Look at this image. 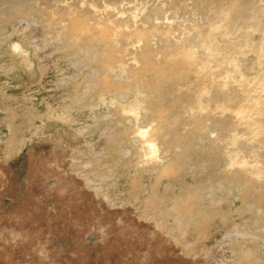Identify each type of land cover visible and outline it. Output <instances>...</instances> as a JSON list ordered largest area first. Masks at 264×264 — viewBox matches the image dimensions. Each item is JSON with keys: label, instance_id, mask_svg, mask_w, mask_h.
Masks as SVG:
<instances>
[{"label": "rangeland", "instance_id": "1", "mask_svg": "<svg viewBox=\"0 0 264 264\" xmlns=\"http://www.w3.org/2000/svg\"><path fill=\"white\" fill-rule=\"evenodd\" d=\"M45 1L0 0V264H264V179L238 173L264 133L235 131L219 109L256 101V29L245 42L217 35L237 21L214 24L209 0ZM86 2L91 28L108 24L107 37L70 32L58 15ZM256 5L264 11L256 0L245 11ZM168 42L208 63L184 67L179 90L136 68L161 61ZM168 163L175 176L161 171ZM183 192L194 198L178 213Z\"/></svg>", "mask_w": 264, "mask_h": 264}, {"label": "bare ground", "instance_id": "2", "mask_svg": "<svg viewBox=\"0 0 264 264\" xmlns=\"http://www.w3.org/2000/svg\"><path fill=\"white\" fill-rule=\"evenodd\" d=\"M77 0H73L72 2H75ZM189 1V0H188ZM204 1V0H203ZM209 1H213L217 3L216 5V9L214 10V17L217 18L218 20L214 23V24H219V25H222L223 23L222 22H225L224 20H227V19H231V20H236L237 23L234 24L232 27L233 29H239L240 31L242 32H234L236 30H231L232 27L230 25H227L229 23H227L226 25L230 28L227 27V29H224L223 27H217L219 30V33L217 35L221 36V37H224V38H227L229 35H236V33H239L237 34L236 36H240L241 38L248 32H250L251 29H256V43L254 44V49L256 50V101H253L252 103H249V104H227V103H222L220 106H219V109H222L224 111V115H225V119L226 120H233L235 119L236 120V124L234 125V129L235 131L237 132H240V133H250V134H257L259 132H262L264 133V93H261V92H264L263 89H264V29H262V25H261V18L262 16H264V11L261 10L260 7H257V5L255 6L254 9H252L251 11H248L247 12L245 11L247 7H249L250 3H253L255 0H209ZM46 6L47 5H50V4H53L55 2V0H46ZM78 2V1H77ZM95 2L100 3L101 4V0H95ZM168 2V1H167ZM185 2V1H184ZM171 2H169L170 4ZM182 3V2H181ZM189 3V2H188ZM160 4V3H159ZM168 4V3H166ZM168 4V5H169ZM184 4V3H183ZM187 4V2L184 4V6ZM191 4V3H190ZM256 4H264V0H256ZM19 5V4H18ZM89 3L86 2L85 3V6L86 7H83L82 10H78L77 12H71L70 10V7H64V8H60L57 10L59 12V16L60 17H63L65 22H66V25H67V29L68 31L70 32H73L77 29H92L91 27V24L89 23L88 21V17L86 15V11L87 10H90L91 6H88ZM192 5V4H191ZM162 6V5H161ZM172 7V5H170ZM22 7V6H21ZM20 7V8H21ZM166 7V5H165ZM208 7V6H207ZM214 7V6H213ZM158 8V7H157ZM170 7H168L169 9ZM173 8H175L173 6ZM183 8V6L181 7ZM1 9V8H0ZM160 9V8H159ZM165 11V8H163ZM176 9V8H175ZM258 9H260L259 11H257ZM161 10V9H160ZM172 10V9H170ZM174 10V9H173ZM172 10V11H173ZM198 10V8H197ZM178 11V10H177ZM115 13V12H114ZM170 13V12H169ZM127 16V15H126ZM247 16V21H244L242 20V22H238V20L242 17H246ZM2 17V16H1ZM18 17V16H16ZM123 17V16H122ZM12 18V17H11ZM7 19V18H6ZM125 19V18H124ZM256 19V22H254ZM9 21V20H8ZM20 21V20H19ZM3 22V21H2ZM164 22V21H163ZM201 22V21H200ZM229 22V21H228ZM245 22L247 25H249V23L251 24L252 23V27H248V29H245V30H242L241 28V24L244 23L245 25ZM1 23V22H0ZM169 23V22H168ZM171 23V22H170ZM213 23V22H212ZM234 23V21H233ZM163 24V23H162ZM210 24V23H209ZM131 25V24H130ZM129 25V26H130ZM144 25V24H143ZM225 25V26H226ZM132 26V25H131ZM148 26V25H147ZM155 26V25H154ZM160 26V25H159ZM168 26V25H166ZM165 26V28H166ZM170 26V24H169ZM224 26V24H223ZM136 27V26H135ZM145 27V26H144ZM156 27V26H155ZM152 26V28H155ZM170 27H173V26H170ZM206 27V26H205ZM246 27V28H247ZM96 29H92L93 31H97L102 37H107L110 33V27L108 24L106 23H102L101 25H99V27H94ZM137 28V27H136ZM164 28V27H163ZM140 29L142 30V28L140 27ZM174 29V28H173ZM158 31L160 30L159 28L157 29ZM139 31V30H138ZM144 30H142L143 32ZM198 31V30H196ZM153 32V31H151ZM203 32V31H202ZM201 32V33H202ZM241 33V34H240ZM207 35H210V34H207ZM213 35V34H212ZM248 35H250L248 33ZM211 37V36H210ZM158 38V37H157ZM214 38V37H212ZM232 38V37H231ZM230 38V40H231ZM235 38V37H234ZM244 39H239L241 40L240 42H242L244 40L245 42V37H243ZM222 39V38H221ZM140 40V39H139ZM217 40V38H216ZM219 40H220V37H219ZM217 40V41H219ZM227 41V39H224ZM233 40V38H232ZM235 40H237V38L234 39V41H231L233 42V45H237L238 42H235ZM79 41V40H78ZM81 41V40H80ZM138 41V40H137ZM161 42V41H160ZM178 42V41H177ZM200 42H201V39H200ZM209 42V41H208ZM213 42V41H212ZM223 42V40H222ZM243 42V43H244ZM116 43V42H115ZM215 43V41L213 42ZM212 43V44H213ZM218 43V42H216ZM220 43V42H219ZM243 43H241L243 45ZM162 44V42H161ZM205 44V43H204ZM211 44V42H210ZM211 44V45H212ZM228 44V42H227ZM136 45V44H135ZM203 45V44H202ZM219 46L218 47H215L216 49L220 47V49L223 51V52H227L229 54V51L231 52L232 49L229 51H226L228 47L226 45V47L224 45L221 44H218ZM230 45L232 44H229V47H231ZM232 45V47H233ZM81 46V45H80ZM205 46V45H204ZM224 46V47H223ZM239 45H237V47H239ZM136 48V47H135ZM209 49V48H208ZM214 49V47H213ZM238 49V48H237ZM143 50V49H142ZM207 50V49H206ZM236 50V49H235ZM147 51V50H146ZM144 50V54L146 52ZM164 54L165 56L163 57V59L161 61H155L154 58L152 57H147L144 61H142L139 65H137L138 69H142L148 73H151L153 75H158L160 78H171V79H174L175 81V85L174 87L176 89L179 90V84H180V78H181V75H183V68L186 67V66H196L199 71L201 73L205 72L207 69H208V63H197L196 60H195V53L194 52H190L184 48H178V47H175L174 44L172 43H169L168 42V45L165 46V49H164ZM213 51V50H212ZM239 51V50H238ZM204 52V51H202ZM216 52V51H215ZM237 52V51H235ZM243 52V51H242ZM142 53V54H143ZM211 53L210 52V56H211ZM233 52H231L230 54H232ZM240 53V52H239ZM143 54V55H144ZM209 54V53H208ZM214 54V53H213ZM225 54V53H224ZM227 55V56H231V55ZM237 54V53H236ZM112 55H114L113 53L110 55H107L106 58L109 59L112 57ZM217 55H218V52H217ZM214 56V55H213ZM222 56V55H221ZM224 56V55H223ZM227 56H225L224 58H228ZM233 56V54H232ZM235 56V54H234ZM236 56H239V55H236ZM246 56V55H245ZM248 57V56H247ZM121 58V57H120ZM218 58V56H217ZM219 58H220V55H219ZM129 59V58H128ZM223 59V58H222ZM221 59V60H222ZM106 60V59H105ZM216 60V59H215ZM219 60V59H218ZM220 60V61H221ZM223 60H226V59H223ZM221 61L224 63V61ZM229 62V59H227ZM220 62V64H221ZM131 63V62H130ZM245 63V61H244ZM189 64V65H188ZM219 64V63H218ZM238 62L235 58V60H233V62H231V65L233 66H237ZM222 65V64H221ZM226 65V63L224 64ZM119 66V65H118ZM135 66V65H134ZM251 66V65H250ZM122 67V66H121ZM222 67V66H221ZM135 68V69H136ZM130 69V67H129ZM231 69V68H230ZM219 72V71H218ZM217 72V74H218ZM234 72V71H233ZM236 72V71H235ZM240 72V71H239ZM225 73L226 75H228V77H230L229 79H236L237 80H241V79H245L243 76L244 74H238L236 73L237 75H234L233 73ZM255 74V73H254ZM246 75V74H245ZM114 76V75H113ZM220 76V75H219ZM217 76V77H219ZM250 76V75H249ZM252 76V75H251ZM250 76V77H251ZM212 77V76H211ZM215 77V78H217ZM225 77V76H223ZM249 78V77H248ZM250 79V78H249ZM252 79V77H251ZM108 81V80H107ZM106 81V83H108ZM159 81V80H158ZM223 81V80H222ZM118 82V81H117ZM216 82V81H215ZM219 82V81H217ZM236 83V82H235ZM253 83V82H252ZM250 83V84H252ZM216 84V83H215ZM220 84H223V83H220ZM240 84V83H239ZM162 92V91H161ZM160 92V88L158 87L157 85V88H156V93L154 96V99L153 100V105H154V110L157 111V114L160 118H164L169 112H170V107L169 106H166L164 104V100L162 101V93ZM171 96V95H170ZM173 96V95H172ZM164 97V96H163ZM153 98V97H152ZM169 98V97H167ZM193 99V93L189 92V94L187 95V97L185 98L186 102H188V104H190V100ZM197 99V98H195ZM184 100V101H185ZM219 104H213V107H215V109L217 108ZM172 113V112H170ZM170 116H172L170 114ZM254 116H256V119H254ZM167 117V116H166ZM177 123V122H176ZM175 126V125H174ZM178 126V125H177ZM158 129V128H157ZM157 129H155L154 133L156 134L157 132ZM179 129V128H177ZM159 130V129H158ZM151 135V134H150ZM153 136V135H152ZM154 137V136H153ZM256 138H258V136L256 135ZM152 141V140H151ZM151 142H149L150 144ZM177 143V142H176ZM150 146V145H149ZM260 147L258 145V142L256 141V149ZM149 148V147H148ZM178 159V158H177ZM187 160V159H186ZM176 161V160H175ZM185 161V160H184ZM264 161V148L263 150L259 151L257 154H256V157L254 158V160L251 162V163H244L242 164L241 166L238 167V173L239 174H243V172L245 171H248L250 172L251 176L252 177H256V182H258L260 179H264V168L259 170V165H260V162ZM89 162V161H88ZM172 162V161H171ZM174 163V162H173ZM173 163H168L166 164L163 169L161 171H164V174L167 173V175H171L174 174L175 172H177V169H178V165L176 164H173ZM187 163V162H186ZM184 168V167H183ZM183 172V171H182ZM168 173H171V174H168ZM162 174V173H161ZM181 174V173H180ZM175 176V174L173 175ZM248 186V185H246ZM205 187V185H204ZM189 188V187H188ZM250 188V187H249ZM247 189L246 191H251V188L250 189ZM204 189V188H203ZM194 190V189H193ZM200 190V189H199ZM205 192V191H204ZM192 194H194V192H191ZM246 192V194H248ZM245 194V195H246ZM250 194V193H249ZM181 196V195H180ZM196 196V195H195ZM248 196V195H247ZM245 196V198L247 197ZM200 197V196H199ZM194 196H190V193L189 195L188 194H185L183 192L182 196L177 200V202H175L174 204V209L179 213H184L188 207H186L185 205V202L188 200H193ZM199 199V198H198ZM251 199V198H250ZM257 199V198H256ZM255 199V200H256ZM172 200V199H171ZM195 200V199H194ZM216 201V199H215ZM192 202V201H191ZM261 202L264 204V196L261 198ZM188 203V202H187ZM194 203V202H193ZM198 203V202H197ZM152 204V203H150ZM192 204V203H191ZM191 204H188L190 207H191ZM173 205V204H172ZM192 205H195V204H192ZM250 205V204H249ZM252 205V203H251ZM207 206V205H206ZM189 207V208H190ZM197 208V207H196ZM174 210V211H175ZM193 210V209H192ZM197 210V209H196ZM168 212V211H167ZM171 212V211H169ZM158 213V212H157ZM174 219V218H173ZM183 221V220H182ZM177 223V222H176ZM187 223V222H186ZM178 224V223H177ZM180 225V224H179ZM249 263V262H248Z\"/></svg>", "mask_w": 264, "mask_h": 264}]
</instances>
